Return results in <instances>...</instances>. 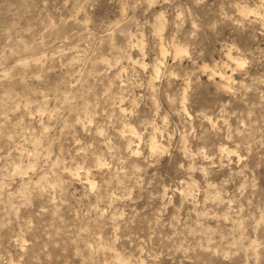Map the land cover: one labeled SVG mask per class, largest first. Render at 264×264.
Here are the masks:
<instances>
[{"label": "rangeland", "instance_id": "374dc122", "mask_svg": "<svg viewBox=\"0 0 264 264\" xmlns=\"http://www.w3.org/2000/svg\"><path fill=\"white\" fill-rule=\"evenodd\" d=\"M152 2L0 0V264H264V0Z\"/></svg>", "mask_w": 264, "mask_h": 264}, {"label": "bare ground", "instance_id": "6f19581e", "mask_svg": "<svg viewBox=\"0 0 264 264\" xmlns=\"http://www.w3.org/2000/svg\"><path fill=\"white\" fill-rule=\"evenodd\" d=\"M147 3H153L152 2V0H145ZM246 5H242V6H239L238 8H237V10H238V12L240 13V14H242V15H244L245 16V14H251V13H254V14H256L258 17H263V15H262V12H253L254 10H251V9H249L248 7H245ZM177 17H179V14H177ZM264 18V17H263ZM128 19V18H127ZM165 19H164V17L162 16V13H159L158 15H157V18H156V24H154L153 26H154V29L152 30V31H154V33H155V35H156V37L158 38V41H159V52H160V54L162 55V58H164L163 57V55H164V53H165V49L166 48H164V46H163V43H162V32H163V30H164V28H165ZM127 40H128V45H130L131 47H134V46H137V47H139V46H141L142 45V36H141V34H136V33H133V32H128V34L126 35V36H124ZM111 42V41H110ZM173 42V41H172ZM172 42H171V44H172ZM173 45V44H172ZM166 47V46H165ZM186 49V48H185ZM185 49L182 47V46H179V45H175V46H173V52H174V56H180L181 54H183V53H186L185 52ZM231 51H230V49H228L227 51H226V54H225V57H226V60H227V62H233L234 64H235V66L236 67H240L241 66V64L239 63V61L238 60H236V59H234V58H232V56H231V53H230ZM165 56V55H164ZM138 58V57H137ZM135 59V58H133L131 55H129L128 56V60H129V62H131V64H133V65H140V66H144V62H143V60H139V59ZM38 59V58H37ZM164 60H165V58H164ZM27 61H25V60H18L17 61V65H19L20 66V69L21 70H23V69H25V66L27 65V63H26ZM37 62V61H36ZM39 62V61H38ZM163 63V62H162ZM162 63L160 62V61H158V62H156V63H154L153 64V66H152V68H151V70H152V74L156 77V76H158V74H159V72H160V70H159V68H160V65H162ZM15 67V66H14ZM204 68V67H203ZM205 69H206V67H205ZM123 70L121 69L120 70V72H122ZM20 72V71H19ZM215 74H217L218 75V77L221 79V80H224L226 83H228L230 80V77L229 76H226L225 75V73L224 72H222V73H217V72H215V71H211L210 72V76H213V75H215ZM3 76V75H2ZM5 76V75H4ZM154 76H153V78H154ZM184 97V96H183ZM120 98V97H119ZM117 99V98H116ZM42 101H44V100H42ZM122 99L120 98V102L122 103ZM121 103L120 104H118L119 106L117 107V111L120 113V114H123L124 112H125V109H124V107H122L121 106ZM41 109V108H40ZM42 110V109H41ZM43 111H44V109H43ZM119 114V115H120ZM134 128V127H133ZM132 127H127L126 128V130H127V132L129 133V135H130V138H129V140H131L133 137H135V136H133L135 133H137V132H135L136 130H134ZM99 133H100V131H99ZM154 134V133H153ZM150 144H149V148L150 149H154V142H153V136H151V138H150ZM219 151L220 152H222V153H224V154H226V155H230V154H232L233 153V151H232V149H229L228 147H226V146H222V147H220L219 148ZM16 167V166H15ZM14 167V168H15ZM192 167V166H191ZM16 168H18V167H16ZM60 169V168H59ZM198 169V168H197ZM200 169V168H199ZM13 170H15V169H13ZM17 170V169H16ZM202 170V169H201ZM20 170H18V172L17 173H20L19 172ZM191 181V180H190ZM193 185V184H192ZM191 186V185H190ZM186 187V186H185ZM185 189V188H184ZM189 191V190H188ZM184 193V192H183ZM188 196V195H187ZM186 197V196H185ZM226 215V214H225ZM224 216V215H223ZM222 216V217H223ZM225 217V216H224ZM98 239H99V237H98ZM250 245V244H249ZM252 245V244H251ZM250 245V246H251ZM254 248V247H253ZM110 249H111V247H110ZM112 252L114 253V258H115V264H146L145 262H144V260L143 259H141V258H138L137 260H135V261H131L129 258H126V257H123V256H121L119 253H116V250L115 249H112Z\"/></svg>", "mask_w": 264, "mask_h": 264}]
</instances>
